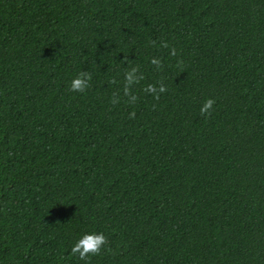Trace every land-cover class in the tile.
Instances as JSON below:
<instances>
[{
    "label": "trees",
    "instance_id": "obj_1",
    "mask_svg": "<svg viewBox=\"0 0 264 264\" xmlns=\"http://www.w3.org/2000/svg\"><path fill=\"white\" fill-rule=\"evenodd\" d=\"M0 264H264V0H0Z\"/></svg>",
    "mask_w": 264,
    "mask_h": 264
},
{
    "label": "clouds",
    "instance_id": "obj_2",
    "mask_svg": "<svg viewBox=\"0 0 264 264\" xmlns=\"http://www.w3.org/2000/svg\"><path fill=\"white\" fill-rule=\"evenodd\" d=\"M153 63H158V61L153 60ZM127 81H130V73L126 74ZM90 77L86 73H81L76 78L71 81L70 89L73 91L83 92L88 86ZM151 90V88H150ZM163 87L160 88V91H163ZM214 101L212 99H207L202 105L200 111L201 113L206 112L211 108ZM105 236L103 233H87L84 234L71 248V253L78 255L79 258L84 259L86 254H96L99 252L101 245L105 243Z\"/></svg>",
    "mask_w": 264,
    "mask_h": 264
}]
</instances>
